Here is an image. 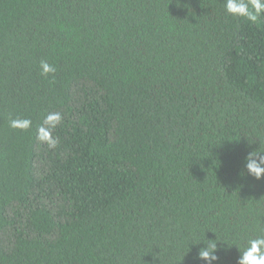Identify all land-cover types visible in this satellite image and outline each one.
Returning a JSON list of instances; mask_svg holds the SVG:
<instances>
[{"label":"trees","instance_id":"obj_1","mask_svg":"<svg viewBox=\"0 0 264 264\" xmlns=\"http://www.w3.org/2000/svg\"><path fill=\"white\" fill-rule=\"evenodd\" d=\"M51 112L55 148L37 138ZM259 148L264 16L0 0V264H208V240L212 264H238L264 236V179L245 168Z\"/></svg>","mask_w":264,"mask_h":264},{"label":"clouds","instance_id":"obj_2","mask_svg":"<svg viewBox=\"0 0 264 264\" xmlns=\"http://www.w3.org/2000/svg\"><path fill=\"white\" fill-rule=\"evenodd\" d=\"M226 12L250 23H256L261 16H264V0H225ZM41 75L47 77L56 72V68L46 60L40 62ZM63 122V115L60 112L48 113L42 124L37 129V138L41 143H46L49 148H55L59 140L53 135L58 125ZM9 126L12 129L28 131L32 127L31 119H10ZM247 174L256 180L264 179V152L260 148L250 152L245 158ZM206 247L199 250L198 259L208 261L212 264L217 261L215 254L217 243L208 240ZM238 264H264V236H258L248 241L247 248L241 252Z\"/></svg>","mask_w":264,"mask_h":264}]
</instances>
